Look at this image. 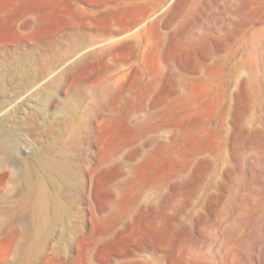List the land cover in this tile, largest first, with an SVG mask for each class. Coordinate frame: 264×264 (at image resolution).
<instances>
[{
	"label": "rangeland",
	"instance_id": "1",
	"mask_svg": "<svg viewBox=\"0 0 264 264\" xmlns=\"http://www.w3.org/2000/svg\"><path fill=\"white\" fill-rule=\"evenodd\" d=\"M263 31L264 0H0L2 190L59 130L73 161L32 244L4 215L0 264H264V84L242 65Z\"/></svg>",
	"mask_w": 264,
	"mask_h": 264
},
{
	"label": "bare ground",
	"instance_id": "2",
	"mask_svg": "<svg viewBox=\"0 0 264 264\" xmlns=\"http://www.w3.org/2000/svg\"><path fill=\"white\" fill-rule=\"evenodd\" d=\"M236 1L237 2H243L244 0H229L230 5L233 4V2ZM249 1V0H248ZM246 4V3H245ZM239 5V4H238ZM244 5V3H243ZM229 7V6H228ZM227 7V8H228ZM225 9V8H224ZM240 8L238 7L237 9H226L225 11L228 13L229 15V19L232 20L233 23L234 20L233 19H238V17L240 16V12H239ZM224 11V10H223ZM225 12V13H226ZM256 14V13H255ZM259 18V17H258ZM257 18V19H258ZM259 20V19H258ZM245 24V23H244ZM223 25V24H222ZM232 25V24H231ZM235 32L232 34V37L235 38V36L239 33V31L241 30V24L236 23L235 24ZM233 27V25H232ZM231 27V28H232ZM233 31V29H232ZM264 32V31H263ZM256 36V35H255ZM258 36V35H257ZM240 38V37H239ZM252 38V36H251ZM252 40V39H250ZM264 39H260L258 41L257 44L252 45L248 50H246L245 52V59H242V62L244 65V70H248V72H250V68L252 66L251 63L254 62L255 63V74L257 76V78L259 79V82H261L262 84H264ZM232 43V42H231ZM238 47V46H237ZM248 48V45H247ZM236 49V48H235ZM246 49V48H245ZM223 53V52H222ZM28 55V54H27ZM215 56V55H214ZM241 57V55H240ZM232 58V57H231ZM237 59V58H236ZM233 60V59H232ZM235 60V59H234ZM241 60V59H239ZM236 61V60H235ZM13 62V61H12ZM15 62V61H14ZM245 62V64H244ZM9 63V62H8ZM7 63V65H8ZM4 64V63H3ZM10 64V63H9ZM14 64V63H13ZM21 65V64H19ZM23 65V64H22ZM235 65V63H234ZM238 65V64H237ZM246 65V66H245ZM196 66V65H195ZM16 67V66H15ZM237 67V66H236ZM6 69V68H5ZM17 69V68H16ZM24 69V67H23ZM23 69L21 68V70L23 71ZM28 70V68L26 69ZM241 70V69H240ZM17 71V70H15ZM32 71V70H31ZM243 71V70H242ZM10 72V71H8ZM20 72V71H19ZM26 72V71H25ZM24 72V73H25ZM245 72V71H244ZM21 73V72H20ZM19 73V74H20ZM23 73V74H24ZM33 73V72H32ZM246 73V74H247ZM254 74V73H253ZM22 75V74H21ZM242 75V74H241ZM19 76V75H18ZM26 76V74H25ZM225 76V75H224ZM238 76V75H237ZM236 76V77H237ZM240 76V75H239ZM250 77V76H249ZM252 77V76H251ZM253 78V77H252ZM247 79V78H246ZM250 79V78H248ZM29 80V79H28ZM33 80V84H30L28 86V88H31L32 86H34L35 84L38 83V81H34ZM243 80V79H241ZM240 81V80H239ZM223 82V81H222ZM225 82V81H224ZM252 82V81H251ZM20 83V82H19ZM22 83V82H21ZM221 84V82H220ZM241 84V83H240ZM27 88V85H24ZM250 86H252L250 84ZM47 86H44V88ZM221 87V86H220ZM3 88L1 86L0 83V93L3 92ZM248 88V87H247ZM46 90V89H44ZM246 91V90H245ZM249 91V90H248ZM83 96V95H81ZM255 96V95H254ZM51 97V96H50ZM80 97V96H79ZM12 98V97H11ZM63 98V97H62ZM253 98V97H252ZM81 99V98H80ZM219 99H222L219 97ZM69 101V99H68ZM68 101L66 99H62L60 102V109L61 111H64L65 109L67 110V108H69L71 105L70 103H68ZM75 101V100H74ZM73 101V102H74ZM260 101V100H259ZM11 102V101H10ZM76 102V101H75ZM10 104V103H9ZM76 104V103H75ZM75 104H73V106H75ZM220 104V103H219ZM4 105V104H3ZM8 105V104H7ZM232 105V104H231ZM5 106V105H4ZM10 106V105H8ZM7 106V107H8ZM44 106V105H43ZM228 106V105H227ZM261 106H263L264 108V92L261 94ZM13 107V106H12ZM72 107V106H71ZM76 107V106H75ZM78 107V106H77ZM6 108V107H5ZM4 107H2L0 109V156L2 154H12L13 152H15L16 149H14L13 146V135H12V128H13V124H14V119L10 116V113L7 111V108L5 109ZM240 108V107H239ZM261 108V107H260ZM10 108L8 107V110ZM42 109V107H41ZM74 109V108H73ZM67 111H65L66 113ZM62 113V112H61ZM64 115V114H63ZM62 116V115H61ZM65 116V115H64ZM72 117V116H71ZM66 118V117H65ZM238 118V116H237ZM64 119V118H62ZM73 119V117H72ZM70 120V119H69ZM235 120V119H234ZM237 121V120H236ZM60 122V121H59ZM58 122V123H59ZM260 122V121H259ZM49 123V122H48ZM62 128L66 129L67 127V119L62 120ZM74 123V122H73ZM237 123V122H236ZM258 123V122H257ZM50 124V123H49ZM228 124V123H227ZM259 124V123H258ZM52 125V124H51ZM73 125V124H72ZM58 126V125H57ZM74 126V125H73ZM238 126V125H237ZM61 127V126H59ZM263 127V126H262ZM73 128V127H72ZM52 131L55 130L56 132V128L53 129V127H51ZM59 129V128H58ZM61 129V128H60ZM68 129V127H67ZM66 129V130H67ZM74 129V128H73ZM72 129V130H73ZM226 129V128H224ZM228 129V128H227ZM65 130V132H66ZM229 130V129H228ZM58 131V130H57ZM225 131V130H224ZM50 132V130H49ZM48 132V133H49ZM17 133V132H16ZM15 134V132L13 133ZM46 134V132H45ZM42 136V135H41ZM52 136V134H51ZM49 137V141H48V145L45 149H36L37 153L35 155V157L31 160V164L32 166L29 167L27 165V163H23L22 167L24 170V177H23V187H24V191L22 196H13L14 193H10V192H4V190H2L4 188V183H3V179H4V169L2 171H0V223H2L4 221V215H5V219H10L11 217H15V219L17 220V223L22 226V228H24L26 231H24L25 236L28 240V245L32 244L34 241V238H36L37 236H40L44 231L47 230L48 227H50V212H51V201H52V197L50 192L48 191V187H47V183H49L50 185H52L54 188H58L59 187V183L60 181L66 182V181H70V175L72 173V159L69 156L68 152L66 151V148H64V146L58 147V144L62 141L63 139V135L61 136L60 134V130L58 132H56V134H54V137ZM67 139V138H66ZM235 139V137H234ZM17 140V139H16ZM15 140V141H16ZM44 140V139H43ZM221 141V140H220ZM222 142V141H221ZM44 143V142H43ZM64 143V142H63ZM67 145H69V143H67ZM220 146V144H218ZM73 146V145H72ZM57 147V148H56ZM69 147V146H68ZM221 147V146H220ZM56 148V149H55ZM220 149V148H219ZM239 151V150H238ZM217 154V153H216ZM218 156V155H217ZM6 158V157H5ZM1 160V159H0ZM7 160V159H6ZM28 162V161H27ZM204 163V162H203ZM206 163V162H205ZM30 164V163H29ZM10 165V164H9ZM2 167H4L3 165H0ZM1 167V169H2ZM21 167V168H22ZM5 168V167H4ZM10 168V167H9ZM15 168V166H14ZM17 168V166H16ZM0 169V170H1ZM13 170V169H12ZM6 171V170H5ZM11 171V170H10ZM221 171V170H220ZM13 172V171H12ZM12 176L13 178L16 177L15 173L9 174V176ZM20 176V175H19ZM72 176V175H71ZM18 178H16L17 180ZM19 180L20 177H19ZM61 184V183H60ZM15 186V184H14ZM61 186V185H60ZM114 186L115 183L113 180H109L107 182V200L104 203H100L98 204V206L96 207V212L98 214H103L106 209H108L109 207H113L115 204V199L113 198L114 196ZM12 188V187H11ZM16 188V186H15ZM14 188V189H15ZM18 191V190H17ZM19 192V191H18ZM57 193V192H56ZM57 196V195H56ZM57 198V197H56ZM54 198V201L58 202L57 199ZM59 198V197H58ZM55 205V206H54ZM52 204V206L57 207L56 205L58 204ZM60 205V204H59ZM54 208H52L54 210ZM59 208V207H58ZM56 209V208H55ZM52 210V211H53ZM61 210V209H59ZM55 213V212H54ZM57 213V212H56ZM60 213V212H59ZM58 214V213H57ZM56 214V215H57ZM54 215V214H53ZM58 218H60L61 215H57ZM54 217V216H53ZM158 222V220H156ZM53 224V223H52ZM50 229V228H49ZM47 234V233H46ZM183 240V239H182ZM229 247V246H228ZM230 249V248H229ZM229 249L226 248L227 251H229ZM225 250V251H226ZM234 250V248H233ZM189 251V250H188ZM226 251V252H227ZM187 253V251H186ZM190 253H192L190 251ZM228 253V252H227ZM189 255V254H188ZM192 255V254H191ZM193 256V255H192ZM226 256H229L226 254ZM234 256V255H233ZM194 257V256H193ZM235 258V257H233ZM192 259V258H191ZM228 261V259H226ZM225 259H223L222 261H226ZM231 261H233V259H230ZM192 262V261H191ZM234 262V261H233ZM190 263V262H189ZM232 263V262H231ZM230 263V264H231ZM235 263V262H234ZM28 264V263H27ZM223 264V263H222ZM236 264V263H235ZM240 264V263H238Z\"/></svg>",
	"mask_w": 264,
	"mask_h": 264
}]
</instances>
